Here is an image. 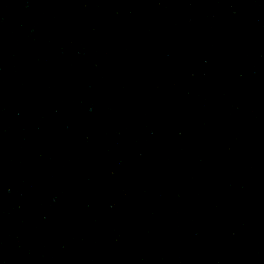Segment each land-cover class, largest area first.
I'll return each mask as SVG.
<instances>
[{
  "label": "water",
  "instance_id": "water-1",
  "mask_svg": "<svg viewBox=\"0 0 264 264\" xmlns=\"http://www.w3.org/2000/svg\"><path fill=\"white\" fill-rule=\"evenodd\" d=\"M245 264H264V0H134Z\"/></svg>",
  "mask_w": 264,
  "mask_h": 264
}]
</instances>
